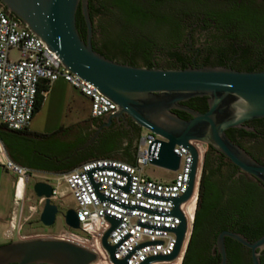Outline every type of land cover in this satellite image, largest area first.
<instances>
[{
  "label": "water",
  "instance_id": "obj_1",
  "mask_svg": "<svg viewBox=\"0 0 264 264\" xmlns=\"http://www.w3.org/2000/svg\"><path fill=\"white\" fill-rule=\"evenodd\" d=\"M9 16L17 19L46 48L63 67L89 84L115 105V112L105 117L102 124L81 146L64 159L74 157L97 138L103 128L112 123H123L126 118L140 130L146 129L163 140H152L147 149L149 163L175 171L179 156L173 153L175 145L190 154V164L184 193L178 197L165 198L141 193L151 200L167 202L169 212H156L141 207L125 206L97 193L99 183L91 181L95 171H112L123 177V187L112 185V189L124 194L130 187V176L113 167L91 169L84 173L98 203L107 202L127 211L139 210L149 215L171 217L178 221L173 228H162L136 223L137 227L172 232L175 242L167 255H155L139 264L171 262L179 252L186 228L178 206L192 195L197 164V152L189 141L201 142L224 155L241 171L255 177L264 185V165L254 160L244 149L233 143L225 134L228 129L244 128L243 123L264 118V70L237 71L230 67L189 66L174 69L145 68L122 64L106 58L92 47V22L89 17L88 0H0ZM79 8L85 25V37L78 33L75 15ZM206 97V110L196 111L183 103L192 98ZM174 111L189 115L179 117ZM35 197H44L39 213V222L50 227L58 213L51 204V188L47 183L35 182L32 186ZM65 225L79 228L73 209L62 215ZM110 228L103 234L100 243L107 251L112 264H126L127 259L140 248L162 242L142 243L131 249L123 260L113 257L117 247L130 237L126 234L115 246L106 243L107 236L120 221L103 214ZM229 238L250 250L251 264H261L260 251L264 249V235L249 241L242 234L222 231L215 239L216 256L219 264H226L224 240ZM96 255L73 243L55 238H33L12 241L0 245V264H92ZM217 264V260H216Z\"/></svg>",
  "mask_w": 264,
  "mask_h": 264
},
{
  "label": "trees",
  "instance_id": "obj_2",
  "mask_svg": "<svg viewBox=\"0 0 264 264\" xmlns=\"http://www.w3.org/2000/svg\"><path fill=\"white\" fill-rule=\"evenodd\" d=\"M88 8L100 14L106 39L113 36L115 43L132 48L135 54L149 55L161 50L166 57L165 69L186 67L177 46L183 30L193 25L211 28L213 34L202 48L201 67H226L225 61L237 55V65L243 70L264 69V0H88ZM75 23L82 39L85 25L76 11ZM211 55V57H210ZM208 56L210 58H208ZM145 68H151L145 64ZM47 87H38L34 114L40 109ZM184 105L199 111L206 110V97L189 99ZM187 119L182 112L174 111ZM102 119L88 118L83 123L60 127L49 134L24 131H0V140L8 158L15 164L34 172L67 173L80 164L93 159L112 158L132 163L134 160L139 128L132 137L123 124L112 123L103 128L97 138L66 160L71 152L88 140L102 124ZM225 131L228 137V132ZM212 169L205 153L197 189L191 232L180 264H219V255L210 254L218 233L223 230L242 234L249 241L264 235V201L259 197L253 216H246V209L237 204L212 206L210 194L214 184ZM212 237V239H211ZM232 242L226 238L225 244ZM237 248L242 247L234 242ZM226 247L227 264H251L235 248Z\"/></svg>",
  "mask_w": 264,
  "mask_h": 264
},
{
  "label": "built area",
  "instance_id": "obj_3",
  "mask_svg": "<svg viewBox=\"0 0 264 264\" xmlns=\"http://www.w3.org/2000/svg\"><path fill=\"white\" fill-rule=\"evenodd\" d=\"M12 50L17 52L15 59L9 58V52ZM57 80L67 83L87 101L90 118L104 120L105 117L115 112V105L112 102L63 67L46 48L41 46L34 35L17 19L9 16L0 4V127L10 131L26 130L34 115L38 87L41 85L48 87ZM141 130H144V133H139L132 163L112 158L93 159L80 164L67 173H48L43 178L47 181H41L50 186L49 201L56 205L57 209L64 197L69 196L73 200L75 206L73 210L79 222L78 229H72L65 225L68 230L56 234L55 239L73 243L93 252L96 255V261L92 264H112L107 251L100 243L103 234L110 228V224L103 218L104 213L120 221V224L107 236V245L115 246L126 234L130 235L114 251L115 260H123L131 249L142 243L160 241L162 245L140 248L127 259L126 264H139L151 256L167 255L174 246L175 235L172 232L143 229L137 227L136 223L173 228L178 223L176 219L153 216L139 210L127 211L107 202L98 203L84 175L91 169L101 167H113L120 170L130 176L128 193L124 194L111 188L112 185L123 187L126 182L125 177L112 171H95L91 175V181L99 183L98 194L125 206L141 207L156 212H169L171 210L169 203L148 199L141 196V193L165 198L182 195L186 189L190 154L186 149L175 145L173 153L179 156L177 170L171 171L162 168L172 173L173 176L168 180L151 178L142 172L143 167L154 165L148 161L147 149L152 140L164 141V139L146 129ZM188 143L197 152L192 191V194L196 193V202L205 144L198 141H189ZM2 153L4 154V151ZM4 166L15 176L13 187L15 207L9 215V231L19 234L22 220H29V216L33 215L38 208H42L45 198L36 197L37 205H32L29 216L23 218L22 204L25 197V184L34 171L19 166L10 159L5 160ZM186 202L178 206L179 212L185 219L186 228L178 255L171 261L175 264H180L191 232L193 216L186 215L184 211ZM70 231H77L79 234ZM166 263L169 262L150 264Z\"/></svg>",
  "mask_w": 264,
  "mask_h": 264
},
{
  "label": "flooded vegetation",
  "instance_id": "obj_4",
  "mask_svg": "<svg viewBox=\"0 0 264 264\" xmlns=\"http://www.w3.org/2000/svg\"><path fill=\"white\" fill-rule=\"evenodd\" d=\"M88 10L89 17L92 22L93 31L92 47L96 52L104 55L110 60L122 64H128L135 67H145V64H148L150 67L165 69L166 64H162L161 59H164L166 61V57L161 50H155L149 55L143 53L135 54L132 51V48H128L121 43H115V41L113 40V36L109 37V39H106L103 33L105 25L103 26V24L100 22V14H96L91 8H88ZM212 34L213 31L211 28L204 29L195 25L186 30H183L177 46L181 48V55L183 59L186 60V67H201V60L204 57H207L205 54H202L201 50L205 45V41L209 40L210 35ZM261 42L264 43L263 37ZM237 55L232 56L225 61L226 67H230L237 71L243 70L237 65L238 62L235 60ZM210 57L208 56V58ZM183 114L187 116V119L189 118V115L185 113ZM120 124H123L124 128L128 130L130 137L136 134L134 124L129 118H126L125 121ZM242 126L251 130H246L244 128L231 129L228 132V138L233 143L244 149L254 160L264 165V118L247 121L243 123ZM205 153L208 156V163L212 169L210 178L212 183L214 184L213 190L210 194V197L212 198L210 204L212 206L237 204L246 209L245 212L248 218L252 217L253 209L259 203V197L264 201V185L255 177L241 171L239 168L233 165L224 155L218 153L207 145H205ZM195 198L196 194L194 196V202ZM194 209L193 211H191L192 214L194 212ZM234 242L235 241L232 240V242H227L225 244L224 240V245L229 246L230 248H235L238 254L246 260L248 258L250 259V250L243 246L237 248ZM210 254L212 256L216 255L215 244L211 245ZM259 258L261 264H264V249L260 251Z\"/></svg>",
  "mask_w": 264,
  "mask_h": 264
},
{
  "label": "rangeland",
  "instance_id": "obj_5",
  "mask_svg": "<svg viewBox=\"0 0 264 264\" xmlns=\"http://www.w3.org/2000/svg\"><path fill=\"white\" fill-rule=\"evenodd\" d=\"M17 57V52L12 50L9 52V58L15 59ZM161 63L165 65V60L161 59ZM89 110L87 101L82 98L73 88H70L68 91V105L67 108L57 103V101L51 102V107L49 110H46V105L43 107L41 112L36 117L34 123L39 124L42 122L46 123L47 131L54 132L59 128V126H69L76 123H83L89 118ZM141 134L144 133V130L140 131ZM142 172L154 179L158 180H168L173 174L162 167L155 165H147L142 168ZM46 173L34 172L33 175L29 177L28 182L25 184V197L22 204L23 217L29 216L30 207L32 205H37V198L34 196L32 191V186L35 182L47 181L43 179L46 177ZM194 195L184 204V210L194 209ZM74 202L67 196L64 197L58 205V213L55 216V221L50 227H45L39 222V213L41 208H38L36 212L29 216V220L21 227V233L26 236V239L33 238H55L56 234L61 231H67L68 229L65 226L64 219L62 215L68 209H73ZM74 234H79L77 231H70ZM166 264H175V262H170Z\"/></svg>",
  "mask_w": 264,
  "mask_h": 264
},
{
  "label": "crops",
  "instance_id": "obj_6",
  "mask_svg": "<svg viewBox=\"0 0 264 264\" xmlns=\"http://www.w3.org/2000/svg\"><path fill=\"white\" fill-rule=\"evenodd\" d=\"M70 88L71 87L62 80H57L50 86H48L47 90L43 93V101L41 103L40 109L33 115V118L25 131L36 134H49L50 132H46L47 126L45 122L35 124L34 121L45 105L46 110H49V108L51 107V102L53 103V101H57V103L67 108L68 91ZM60 127L67 126L61 125L59 126V128ZM0 131L8 133V130L3 127H0ZM2 150L4 151V154L2 153ZM6 159L9 158L0 140V245L12 241L26 239V236L22 234L21 231L19 232V234L9 231L8 219L10 212L15 207L13 202V187L15 176L4 166ZM27 221L28 220H22L21 227L25 225Z\"/></svg>",
  "mask_w": 264,
  "mask_h": 264
},
{
  "label": "bare ground",
  "instance_id": "obj_7",
  "mask_svg": "<svg viewBox=\"0 0 264 264\" xmlns=\"http://www.w3.org/2000/svg\"><path fill=\"white\" fill-rule=\"evenodd\" d=\"M192 196H193V194H192ZM184 211H185L186 215L192 217V212L190 211V209H187V210H184Z\"/></svg>",
  "mask_w": 264,
  "mask_h": 264
}]
</instances>
